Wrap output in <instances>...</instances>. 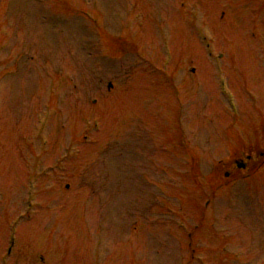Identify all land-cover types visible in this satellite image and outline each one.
<instances>
[{"label":"rangeland","instance_id":"obj_1","mask_svg":"<svg viewBox=\"0 0 264 264\" xmlns=\"http://www.w3.org/2000/svg\"><path fill=\"white\" fill-rule=\"evenodd\" d=\"M247 156L264 0H0V264H264Z\"/></svg>","mask_w":264,"mask_h":264},{"label":"flooded vegetation","instance_id":"obj_2","mask_svg":"<svg viewBox=\"0 0 264 264\" xmlns=\"http://www.w3.org/2000/svg\"><path fill=\"white\" fill-rule=\"evenodd\" d=\"M227 176V175H226Z\"/></svg>","mask_w":264,"mask_h":264}]
</instances>
